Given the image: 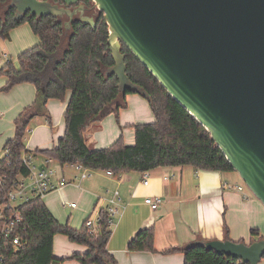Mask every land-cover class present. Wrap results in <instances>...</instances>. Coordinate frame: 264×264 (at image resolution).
<instances>
[{
	"label": "trees",
	"instance_id": "16d2710c",
	"mask_svg": "<svg viewBox=\"0 0 264 264\" xmlns=\"http://www.w3.org/2000/svg\"><path fill=\"white\" fill-rule=\"evenodd\" d=\"M50 1L69 7L82 3L91 7L93 3L80 0L67 5L63 0ZM10 2L0 0V38H10L12 29L29 23L39 43L18 56L19 66L12 60L6 61L0 69V74L7 77L2 90L9 91L17 84L29 82L37 88L38 98L15 119V134L4 146L9 152L0 159V206H3L0 226L12 228L10 237L0 235L2 264H61L64 259L54 254L57 234L66 235L72 242L87 248L69 257L80 264H118L108 249L112 229L105 208L100 210L97 230L90 234L86 223L80 229L60 223L40 196H33L17 206H7L9 191L20 177L29 175L23 160L25 154H42L61 165L81 163L94 170H111L115 175L186 165L223 172L234 171V168L206 127L173 98L123 43L121 52L125 56L127 75L149 94L155 121L132 125L133 144H127L121 135L110 146L96 148L88 139L90 129L110 112L118 113L120 108H125L127 94L134 92L127 90L123 96L118 76L107 74L116 61L104 13L98 11L94 16L95 27L75 19L67 30L65 21L53 15L39 18L27 13L18 19L17 8ZM68 91L71 95L64 113L66 130L57 145L34 151L27 149L25 140L30 121L38 114H46L48 100L64 99ZM32 106H38L36 111H29ZM251 234L253 238H264L257 229ZM16 237L20 244L15 247L13 239ZM128 250L155 252L154 228L140 229L130 240ZM182 251L184 264H251L219 254L201 243H192Z\"/></svg>",
	"mask_w": 264,
	"mask_h": 264
},
{
	"label": "water",
	"instance_id": "95a60500",
	"mask_svg": "<svg viewBox=\"0 0 264 264\" xmlns=\"http://www.w3.org/2000/svg\"><path fill=\"white\" fill-rule=\"evenodd\" d=\"M109 24L115 65L127 90L149 94L127 75L122 43L211 133L232 167L264 205V0H92ZM17 18L67 17L96 26L90 7L11 0ZM206 248L258 264L264 238L207 240Z\"/></svg>",
	"mask_w": 264,
	"mask_h": 264
},
{
	"label": "crops",
	"instance_id": "0c3cea01",
	"mask_svg": "<svg viewBox=\"0 0 264 264\" xmlns=\"http://www.w3.org/2000/svg\"><path fill=\"white\" fill-rule=\"evenodd\" d=\"M63 1L69 5L80 0ZM4 40L3 43L8 45L6 47L17 55L13 61L16 66H19L18 56L39 43V37L29 23L12 29L10 38ZM5 64L6 61L0 56V69ZM6 82L7 77L0 74V89ZM1 97L4 103L0 104V122L3 123L0 126V159L4 156L6 142L15 134V119L37 100L38 92L35 85L24 82L2 92ZM45 107V122H39L36 116L32 119L37 121L25 140L29 150L53 148L65 133L64 113L67 104L59 108L55 99H50ZM115 107L116 104L113 105ZM58 112L62 113L60 120ZM113 112L108 115H113ZM105 117L100 122L101 130L88 134L89 141L96 148L110 146L121 135L127 144L134 143L133 128L129 131L119 129L113 120H106ZM28 128L31 129V126ZM27 154L32 156L36 166H50L55 171L57 185H60L62 177L68 181L42 197L60 223L80 229L89 217H95L101 209L113 207L117 210L113 217L108 249L118 264H184L182 248L192 243L230 239L249 244L259 239L253 238V229L259 230L264 237V205L246 188L235 170H202L191 165L161 167L148 171L149 184L145 185L144 172L110 175L105 170L86 167L77 170L72 165H61L55 160L47 163L48 158L42 154ZM84 171L88 176L82 177ZM165 176H169V179H165ZM239 186L243 187L242 190L238 189ZM148 196L163 198L158 209L152 210L145 202ZM145 227L155 230L156 251H129L130 240ZM86 250L85 246L72 242L66 235L55 236L54 254L64 259L61 264H80L69 257ZM258 264H264V257Z\"/></svg>",
	"mask_w": 264,
	"mask_h": 264
},
{
	"label": "built area",
	"instance_id": "2783aa9c",
	"mask_svg": "<svg viewBox=\"0 0 264 264\" xmlns=\"http://www.w3.org/2000/svg\"><path fill=\"white\" fill-rule=\"evenodd\" d=\"M9 152L8 149L4 150V154ZM24 163L29 168V175L25 177H20L18 179V183L16 186L9 191L8 194V204L7 206H17L20 203L28 201L33 196L43 197L45 194L49 193L52 190L59 188V186L67 183V179L62 177L59 180V184L55 182V171L50 166L38 167L34 164L33 158L29 154H25L23 156ZM52 161L51 158L47 159V163ZM75 167L77 170L84 169V166L81 163H72L70 164ZM108 174L113 175L111 170L107 171ZM88 176V173L84 171L82 177ZM165 179H169V176H165ZM143 182L145 185L149 184V173L144 172ZM242 186H239L238 189L242 190ZM118 194V192H116ZM113 202V200H112ZM145 202L152 208V210H156L160 207L163 202V198L161 196H148ZM72 206H76L75 203H71ZM3 206H0V218L2 215ZM110 216V226L112 227L114 220L113 217L117 210L113 207H109L106 209ZM100 219V211L95 217H89L85 223L89 229L90 234H94L98 228V221ZM20 221L21 218H18ZM12 232V228L10 226H0V235L4 238L10 237ZM20 244L19 238L16 237L13 239V245L16 247ZM2 256L0 255V264H2Z\"/></svg>",
	"mask_w": 264,
	"mask_h": 264
},
{
	"label": "rangeland",
	"instance_id": "374dc122",
	"mask_svg": "<svg viewBox=\"0 0 264 264\" xmlns=\"http://www.w3.org/2000/svg\"><path fill=\"white\" fill-rule=\"evenodd\" d=\"M91 5L93 6V8H92V10L91 9L89 10V15L95 16L99 10L94 5V3H92ZM0 11H2V9ZM61 19L63 21H66L67 17L64 16ZM3 42H5V40L0 38V56L3 57L5 61H8V60L14 61L16 59L17 55L13 54L11 52L10 48L6 47V46H8V45H6L7 43L4 44ZM2 92H5V91L2 90V88H1L0 89V104L4 103L2 100V97H1ZM69 92L70 91H68V93L64 99H55V102L58 104L59 108H61L65 104H68V101L70 100V93ZM126 102H127L126 108H120L119 113L113 112V115H111V116L108 115L107 117H105V119L106 120H113V122H115V124L117 125V127L119 129L122 128L125 131L126 130L129 131L131 128H133L132 124H135V123L142 124V123H152L155 121V115H154V112L152 110L150 100L148 97H146L142 93H140V92L128 93L126 96ZM37 108H38V106H32L29 109V111L34 112V111H36ZM110 114H112V113H110ZM57 115H58V120H60L62 117V113L58 112ZM35 119H37L39 122L40 121H43V122L46 121L45 116L43 114L36 115ZM105 119H104V121H105ZM37 120H32L30 122L29 125L31 126V129L28 128V132L26 133V137L27 136L29 137V134L31 132L30 130H32V128L35 125L34 123ZM50 122L52 124L54 123V122H52V118H51ZM50 122L47 121V124L50 125ZM0 126H3L2 122H0ZM101 128H102L101 124L97 123L95 126H93L90 129V131L93 132L94 130H97V129L101 130ZM52 164L54 165V163H52ZM242 182L245 184L246 188L251 191V189L246 185V183L244 181H242Z\"/></svg>",
	"mask_w": 264,
	"mask_h": 264
}]
</instances>
